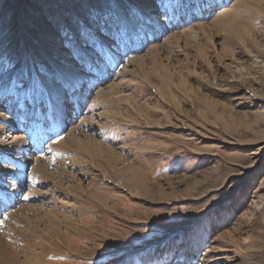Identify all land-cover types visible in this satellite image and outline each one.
<instances>
[{
    "label": "rangeland",
    "instance_id": "rangeland-1",
    "mask_svg": "<svg viewBox=\"0 0 264 264\" xmlns=\"http://www.w3.org/2000/svg\"><path fill=\"white\" fill-rule=\"evenodd\" d=\"M184 1L0 0V120L17 119L7 89L27 87L26 40L51 80L43 54L80 61L76 46L96 53L101 34L113 49L92 56L109 69L84 93L77 137L49 135L23 169L25 199L0 217L12 264H264V0H228L227 16L218 7L158 39L146 28L125 51L122 25L171 23Z\"/></svg>",
    "mask_w": 264,
    "mask_h": 264
},
{
    "label": "bare ground",
    "instance_id": "bare-ground-1",
    "mask_svg": "<svg viewBox=\"0 0 264 264\" xmlns=\"http://www.w3.org/2000/svg\"><path fill=\"white\" fill-rule=\"evenodd\" d=\"M179 4L180 5H178L176 8L170 7L169 9L170 13H174L175 9L177 11L176 13L177 15L173 17L171 23H167V24L157 23L158 26L156 28L148 27L147 25H142L139 27L136 26L137 28H135L133 35L129 34L130 32H128V29L125 30L126 25H122L123 27L121 28V34L120 35L117 34V37L121 38V36H124L125 38L124 40L127 41L126 43H124V46H123L125 51L129 52L132 50L134 51V49H137V48L140 49L141 47L140 44L143 41H145L146 43L147 39H145V37L140 40L138 39L140 37L133 38L132 40L128 42V39L130 36H136V35L147 36L145 32L146 28L148 29L150 28L149 30L153 34V39L154 38L158 39L157 37H159V35L162 34L164 31L173 29L171 28V25H177V24L179 26L184 25V24L186 25V23H188V21H190L193 18L198 20L200 17L204 15L211 14L213 11L216 10V8L218 7L220 8L222 6L228 5V0H186L184 2H180ZM229 12H230V8H226V7L220 8L218 13L216 10V13L220 14L221 17L227 16ZM101 20H102V24H104L105 18L101 17ZM217 21H220V18L219 19L215 18L213 20V22H217ZM108 22L110 24L112 23V26H114L113 19L109 20ZM162 22H164V19L162 20ZM125 23H126V19H125ZM201 25H203V23H201ZM150 37H152V35H150ZM100 38L101 39L97 38L98 40H97L96 53L92 51L91 53L99 54L101 56L102 51L104 49L108 50L109 52H113L112 51L113 49L112 50L108 49L109 48L108 42H107L108 36L105 34H101ZM26 41L27 42L25 44L28 43L29 45H31L29 43V40H26ZM114 42L115 41H113V43ZM120 44L118 46H114V49L120 51L121 49ZM29 45L27 47V51L25 52L24 50L22 53L23 72L21 76H23L25 85L27 87L25 89H22L21 93L19 94L16 93L15 91L12 92L7 89V92L8 91L10 92V94L7 93L8 94L7 96L10 97V95H15V97L8 98V100H6V105H9L11 103L10 101H13L14 104L12 105H14L13 108L15 109L14 111L12 110L11 111L13 113L15 112L16 114L15 116H17L16 117L17 119L13 120L12 116L8 115L7 113L5 114L6 120L4 117H3V120H0L1 122L0 123V217L4 214L3 211L7 209L9 206L15 204L14 208H18L20 207V204L18 203L19 200L25 199V197L23 198L21 197V199H19V196L23 192V187L20 183V180L23 183L24 181L23 180V174H24L23 169L25 168V165L27 167L29 165L28 163L30 161L35 160L37 157L34 152L35 149L34 151L30 149L32 148V145L34 148V145H38L39 143H41V141L43 142V140L48 136L47 129H50L49 133H54L55 131H57L56 124H58V121H61L62 127L72 126L70 127V131H68L69 132L68 135L76 138L77 136L75 134V131L76 129L79 128V125H76V124L78 123L79 118L74 112L76 111V108H78L79 111L82 112L83 104L87 98L86 96H84V93L92 90V88L94 87H98V85L101 83L100 78L103 76L102 74L103 71L101 70L102 69L101 67L103 66L104 70H106V68L109 69L108 59L105 63H103L101 59L99 60V57L97 56L95 57L96 61H95V64L93 65V60H92L93 54H88L87 52L88 50L81 49L82 47H80L79 46L80 44H79L78 46H76L75 49L80 50L81 52L83 50V53H85L84 55L85 59H82L84 60L83 62L82 60L80 61L75 60L74 58H72V55L69 54L70 58L66 61L67 65H63L61 63H58L56 60L52 59L49 56V54L48 55L43 54V60L45 61L46 65L48 66V68L50 67V69L54 72V75H56L58 78V79L55 78L54 80H51L48 76L43 75V72L41 71V67L35 62V59L30 51ZM143 46L144 48L146 47L144 44L142 45V47ZM157 46L158 45L155 46V49H158ZM117 57L120 58L119 55ZM157 58H160L156 62V64L158 65L162 62V58L161 57H157ZM138 60H140V58H138L137 61ZM121 61L122 60H120V63H118V59L113 61V67L117 65L116 67H114V68H117L119 64H121ZM86 62H87V65H93V67L95 66V70H96L95 73L90 74L86 71L85 72L82 71V67L84 68V65L86 64ZM68 65L73 69V72L69 73V71L67 70L69 67ZM161 70L163 74L165 75H167L170 72V70L168 69V66H162ZM88 71H91L90 68ZM109 74L110 73L104 75V77H106ZM18 75L19 73H17V76ZM166 82L167 81L164 79L163 83H166ZM86 84H88L87 87H86ZM84 88H85V91L83 90ZM73 98L77 100V104L74 107H72L70 104V101L73 100ZM42 102H45L43 103L45 105L40 106ZM43 107L45 108L47 107L46 112L44 114H43L44 112ZM14 121L19 122V127H21L22 130H25L26 133L24 134L20 133L18 131V128L14 126L15 125ZM46 121L48 122V124L44 125ZM22 122H28V125L24 126L23 125L24 123ZM39 138H41V141H38ZM32 139L34 140L33 143L30 142ZM86 143H87V149L89 150L91 154L92 150L96 147L93 146L90 138L86 139ZM99 148L102 149L101 147ZM255 155H257V153H255ZM110 162L111 160H108V164H110ZM35 171L40 176H42V178H45V175L47 174L46 170L35 169ZM42 171H44L45 174H42ZM140 172L142 171L140 170ZM130 176L132 175L130 174ZM116 182L119 185H122L125 187V185H123L121 181L116 180ZM79 186L82 188V185H79ZM24 205L26 206L27 203ZM12 213L13 214L15 213L14 210L10 214ZM4 216L6 217V213ZM4 224H6V220L2 221L0 218V264H12L15 258H17V256L20 255V253L16 251V249L12 246V243L4 239V235L2 233L3 232L2 228L4 229V226H5ZM29 260L31 259L27 257L25 259V262L29 264Z\"/></svg>",
    "mask_w": 264,
    "mask_h": 264
}]
</instances>
